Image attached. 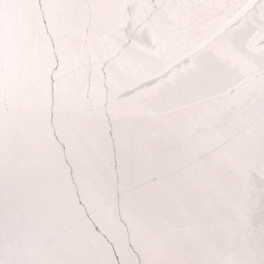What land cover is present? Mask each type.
<instances>
[{
    "label": "snow or ice",
    "instance_id": "6c2138e0",
    "mask_svg": "<svg viewBox=\"0 0 264 264\" xmlns=\"http://www.w3.org/2000/svg\"><path fill=\"white\" fill-rule=\"evenodd\" d=\"M245 148L264 0H0V264H264Z\"/></svg>",
    "mask_w": 264,
    "mask_h": 264
},
{
    "label": "water",
    "instance_id": "95a60500",
    "mask_svg": "<svg viewBox=\"0 0 264 264\" xmlns=\"http://www.w3.org/2000/svg\"><path fill=\"white\" fill-rule=\"evenodd\" d=\"M165 17L161 14V21H165ZM76 22L75 14H67L62 12H54L52 14V26L54 29H62L69 23ZM255 104V96L253 93H249L245 96L239 104H237L230 113L225 117V122H235L236 133L240 136L251 137L252 129L254 127L253 109ZM238 155L241 159L246 161L250 168V179L253 183H258L260 180H264V170L259 168L253 159L250 148L241 150ZM167 243L170 246L180 247V242L175 239H169ZM196 243L204 250H213L223 245V241L219 237L210 235L200 236Z\"/></svg>",
    "mask_w": 264,
    "mask_h": 264
}]
</instances>
